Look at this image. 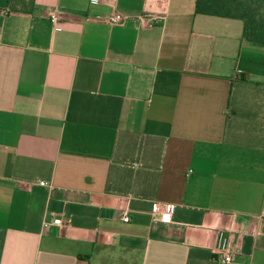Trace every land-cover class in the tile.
<instances>
[{
	"label": "crops",
	"instance_id": "1",
	"mask_svg": "<svg viewBox=\"0 0 264 264\" xmlns=\"http://www.w3.org/2000/svg\"><path fill=\"white\" fill-rule=\"evenodd\" d=\"M242 30L195 0H0V264H220V230L230 264H264V44Z\"/></svg>",
	"mask_w": 264,
	"mask_h": 264
},
{
	"label": "trees",
	"instance_id": "2",
	"mask_svg": "<svg viewBox=\"0 0 264 264\" xmlns=\"http://www.w3.org/2000/svg\"><path fill=\"white\" fill-rule=\"evenodd\" d=\"M195 13L240 19L243 38L264 44V0H195Z\"/></svg>",
	"mask_w": 264,
	"mask_h": 264
},
{
	"label": "built area",
	"instance_id": "3",
	"mask_svg": "<svg viewBox=\"0 0 264 264\" xmlns=\"http://www.w3.org/2000/svg\"><path fill=\"white\" fill-rule=\"evenodd\" d=\"M50 20L53 23H57L60 20V14L57 10L49 11ZM99 19L105 20L110 24H120L123 23L125 16L118 12L112 11L105 16H98ZM40 184H45L44 181H40ZM152 215L163 222H170L172 217V212L170 210L169 204H160L155 202L152 205ZM129 218L124 216L122 218L123 221H127ZM54 224H61V219L56 218L53 220ZM231 236L223 230L217 232L216 242H215V254L216 259L220 264H230L233 259V255L231 252Z\"/></svg>",
	"mask_w": 264,
	"mask_h": 264
}]
</instances>
